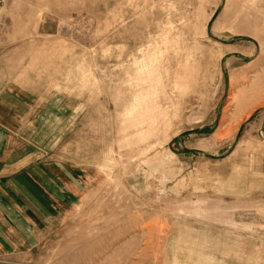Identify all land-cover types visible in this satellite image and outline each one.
I'll return each mask as SVG.
<instances>
[{
  "label": "rangeland",
  "instance_id": "1",
  "mask_svg": "<svg viewBox=\"0 0 264 264\" xmlns=\"http://www.w3.org/2000/svg\"><path fill=\"white\" fill-rule=\"evenodd\" d=\"M0 97V264H264V0H3Z\"/></svg>",
  "mask_w": 264,
  "mask_h": 264
},
{
  "label": "crops",
  "instance_id": "2",
  "mask_svg": "<svg viewBox=\"0 0 264 264\" xmlns=\"http://www.w3.org/2000/svg\"><path fill=\"white\" fill-rule=\"evenodd\" d=\"M2 97H0V100ZM4 160V159H3ZM11 174L13 171H10ZM11 183L12 185L17 188L22 194L25 196H29L31 200L35 202H39L41 199L40 194L38 191L35 189L33 184L27 179L28 177L26 176L25 173L20 172V173H15L14 175H10Z\"/></svg>",
  "mask_w": 264,
  "mask_h": 264
},
{
  "label": "built area",
  "instance_id": "3",
  "mask_svg": "<svg viewBox=\"0 0 264 264\" xmlns=\"http://www.w3.org/2000/svg\"><path fill=\"white\" fill-rule=\"evenodd\" d=\"M3 0H0V4L2 3Z\"/></svg>",
  "mask_w": 264,
  "mask_h": 264
}]
</instances>
